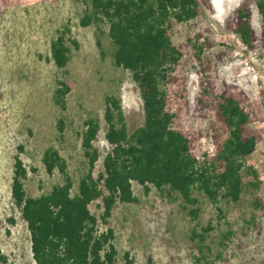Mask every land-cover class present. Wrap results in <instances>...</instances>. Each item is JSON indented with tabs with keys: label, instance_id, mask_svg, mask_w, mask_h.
I'll list each match as a JSON object with an SVG mask.
<instances>
[{
	"label": "rangeland",
	"instance_id": "rangeland-1",
	"mask_svg": "<svg viewBox=\"0 0 264 264\" xmlns=\"http://www.w3.org/2000/svg\"><path fill=\"white\" fill-rule=\"evenodd\" d=\"M199 1L198 15L174 23L170 31L176 44H185V55L174 73L187 80L186 94L192 108L201 77L194 61L197 54L209 62L206 73L210 79L235 82L238 89L260 101L263 121H254L251 126L261 129L263 139L246 157L245 165L257 169L263 183L258 189L246 191L237 203H218L227 212L221 219L216 204L201 195L199 217L194 219L176 195L162 196L154 187L145 193L140 184L133 182L139 201L118 202L108 225H101L102 229H114L113 243L118 251L115 264H125L126 251L138 264H264V45L245 48L237 41L236 32L225 27L226 17L243 0ZM0 6V246L8 256V264H34L29 231L11 198L15 154L20 155L28 170L24 180L27 193L37 196L62 181L58 171L49 175L41 160L47 147H56L66 159L76 192L80 177L88 170L79 137L84 121L89 117L100 119L102 128L96 144L104 155L108 150L104 139L105 95L120 96L129 131L143 123V103L131 73L114 64L107 21L81 24L88 9L85 2L0 0ZM251 9L252 23L259 31L260 14L255 1ZM60 34L72 48L66 74L47 59L51 41ZM197 43L202 45L200 53L195 48ZM65 77L73 79L75 86L66 96L65 109H61L54 103L53 94L57 80ZM168 86L172 90L177 84ZM179 105L180 98L171 99L173 110ZM60 120L62 132L58 129ZM178 121L196 123L184 109ZM202 131L204 135L196 144L200 157L205 151L214 152L205 124ZM101 170L102 157L94 174ZM259 196L261 205L257 206L253 201ZM97 203H92L91 209L99 213ZM198 223L214 227L201 245L206 255L201 263L193 256L201 255L198 249L190 246L191 228ZM229 227L235 233L224 239L222 232Z\"/></svg>",
	"mask_w": 264,
	"mask_h": 264
},
{
	"label": "trees",
	"instance_id": "trees-1",
	"mask_svg": "<svg viewBox=\"0 0 264 264\" xmlns=\"http://www.w3.org/2000/svg\"><path fill=\"white\" fill-rule=\"evenodd\" d=\"M82 1L88 5L81 18L83 26L107 21L114 64L131 73L142 99L144 121L129 131L120 96L105 95L104 139L108 150L102 155L96 144L102 128L100 119L87 118L79 137L88 170L80 177L76 192L66 159L56 147H47L41 160L46 172L51 175L58 171L62 181L37 196L27 193L24 180L28 170L20 155L15 154L11 198L29 231L34 264H115L118 251L113 243L114 229H102L101 225H108L118 202L139 201L133 182L140 184L145 193L154 187L162 196L176 195L194 219L199 217L201 195L216 204L221 219L227 212L218 203H237L246 191L258 189L263 183L258 170L245 165L246 157L263 139L261 129L251 126L254 121H263L260 101L238 89L235 82L210 79L206 73L209 62L197 54L194 61L201 77L192 108L186 94L187 80L174 73L185 55V44H176L170 31L174 23L195 18L200 1ZM252 1L260 14L259 31L252 23ZM225 27L236 32L250 48L264 45V0H243L226 17ZM97 44L101 47L99 39ZM195 48L200 53L202 45L197 43ZM71 51L60 34L51 41L47 59L66 74ZM174 83L177 86L171 90L168 85ZM74 86L73 79L57 80L53 101L61 109H65L66 96ZM174 97L181 99L175 110L170 107ZM183 109L193 116L195 124L178 121ZM202 124L208 129L214 152L205 151L200 157L196 144L204 135ZM58 129L62 132V120ZM101 157L102 170L95 175ZM260 198L253 201L255 205H261ZM96 201L99 213L91 209ZM213 228L210 223L191 228L190 246L201 254H193L197 263L206 258L201 245ZM234 233L229 227L222 237L230 239ZM123 259L125 264H138L129 251ZM0 264H8L1 246Z\"/></svg>",
	"mask_w": 264,
	"mask_h": 264
},
{
	"label": "built area",
	"instance_id": "built-area-1",
	"mask_svg": "<svg viewBox=\"0 0 264 264\" xmlns=\"http://www.w3.org/2000/svg\"><path fill=\"white\" fill-rule=\"evenodd\" d=\"M235 35H237L236 36L237 37V41L240 42V43H242V46L243 47L247 48L248 45L241 39V37L237 33Z\"/></svg>",
	"mask_w": 264,
	"mask_h": 264
}]
</instances>
